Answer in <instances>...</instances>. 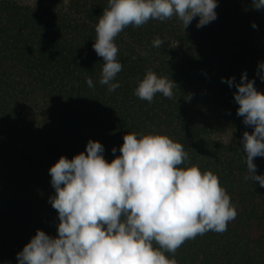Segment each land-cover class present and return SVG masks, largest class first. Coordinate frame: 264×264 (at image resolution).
<instances>
[{
	"label": "trees",
	"instance_id": "16d2710c",
	"mask_svg": "<svg viewBox=\"0 0 264 264\" xmlns=\"http://www.w3.org/2000/svg\"><path fill=\"white\" fill-rule=\"evenodd\" d=\"M217 3L218 18L199 29L198 17L184 30L175 16L126 27L115 39L120 87L109 92L99 84L104 61L93 48L107 0H0V264H18L38 229L58 235L50 167L86 154L89 140L111 162L127 133L181 143L189 161L180 167L217 174L236 207L225 232L187 240L175 253L178 264H264V188L245 179L242 150L243 133L253 128L237 115L235 86L221 81L239 83L246 71L264 93L257 76L264 9L254 10L252 0ZM157 36L161 48L152 46ZM148 69L176 84L171 99L158 93L149 103L134 94ZM253 162L264 175V157Z\"/></svg>",
	"mask_w": 264,
	"mask_h": 264
},
{
	"label": "clouds",
	"instance_id": "9594fccd",
	"mask_svg": "<svg viewBox=\"0 0 264 264\" xmlns=\"http://www.w3.org/2000/svg\"><path fill=\"white\" fill-rule=\"evenodd\" d=\"M252 6L264 9V0H252ZM217 7V0H107L93 43L104 61L99 84L109 92L120 87L113 82L123 67L115 39L126 27L175 16L184 30L198 17L199 29L218 18ZM252 27L257 28L255 22ZM164 44L159 36L152 41L155 48ZM257 76L264 81V62L259 63ZM221 81L235 86L237 115L253 128L242 137L245 179L264 188V175L256 174L253 162L264 157V93L255 88V80L248 79L246 71L239 83L235 77ZM86 83L94 87L90 76ZM175 87L170 78L148 69L134 94L151 103L158 93L171 99ZM116 151L114 147L112 153ZM119 151L108 162L104 146L89 140L86 154L71 160L61 156L50 167L55 195L49 203L58 213V235L38 229L17 253L18 264H178L175 253L187 240L209 231L223 233L237 216L218 175L202 172L197 165L180 167L189 155L167 135L127 133Z\"/></svg>",
	"mask_w": 264,
	"mask_h": 264
},
{
	"label": "rangeland",
	"instance_id": "374dc122",
	"mask_svg": "<svg viewBox=\"0 0 264 264\" xmlns=\"http://www.w3.org/2000/svg\"><path fill=\"white\" fill-rule=\"evenodd\" d=\"M26 1H32V0H26Z\"/></svg>",
	"mask_w": 264,
	"mask_h": 264
}]
</instances>
